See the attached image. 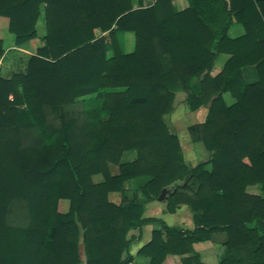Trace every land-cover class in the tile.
Instances as JSON below:
<instances>
[{"label": "trees", "instance_id": "obj_1", "mask_svg": "<svg viewBox=\"0 0 264 264\" xmlns=\"http://www.w3.org/2000/svg\"><path fill=\"white\" fill-rule=\"evenodd\" d=\"M139 3L0 0L15 37L8 50L0 38V264H131V231L147 224L159 225L138 251L147 264H204L194 244L216 233L217 264H264V0ZM40 21L42 45L18 49L39 37ZM221 53L231 57L213 76ZM177 91L191 110L208 107L188 127L210 153L195 166L165 120ZM128 151L135 158L124 161ZM176 181L163 201L170 213L186 205L193 230L144 216ZM14 206L24 225L11 223Z\"/></svg>", "mask_w": 264, "mask_h": 264}, {"label": "crops", "instance_id": "obj_2", "mask_svg": "<svg viewBox=\"0 0 264 264\" xmlns=\"http://www.w3.org/2000/svg\"><path fill=\"white\" fill-rule=\"evenodd\" d=\"M139 1L140 0H133L135 7L139 6L140 4ZM155 1L156 0H142L143 7L151 6L155 3ZM171 2L173 6L178 10H183L188 6V0H171ZM241 29L242 28H240V26L236 25L235 28L233 29V34L241 33ZM133 42H135L134 34L131 32L125 33L123 36V49L125 45L130 47L133 44ZM13 47H15V45H11L8 48H13ZM36 48L37 46L35 47L31 43H25L18 49H21L28 53H34ZM230 57L231 54L228 53L219 54L213 65V70L211 74L213 76L217 75L223 69L226 61ZM244 76L246 78H250L251 80L256 79V73L252 69L245 71ZM177 94L183 95L185 94V92L177 91ZM228 94L231 95V93L227 92L223 95V97L225 99V102L228 105H231L235 102V98L231 95L233 97V101H230L228 98ZM193 114H194L193 119L198 121L196 123L204 122L208 114V107L204 105L200 107L198 110L194 111ZM180 142H181L184 158L187 164L195 166L203 161L208 160L210 153L205 148V145L202 142H194L191 138L190 140L187 139H185V141L183 140V143L182 141ZM134 158L135 156H132L127 160H132ZM112 171L113 173H116L117 168H112ZM145 181H146L145 177L137 179L136 188L139 185L143 184ZM113 195L114 193L110 194V198L113 201L119 202L121 200L122 196L120 193H116L114 198ZM142 196L143 195L140 194V197ZM144 216L159 218L165 221L171 227L183 228L189 230H193L195 227L193 215L186 205H181L175 213H170L167 211L166 202L161 201L159 199L147 202L145 204ZM158 226L159 225L156 224H147L143 226L141 233L139 232V230L131 231V235L135 236V240L133 241L130 247V252L134 256V262L131 264L148 263L149 259L138 255V251L142 246L150 242V240L152 239L153 229ZM224 239H225L224 233H216L212 236L211 239H208L203 242L195 243L194 244L195 253L199 254L201 261L204 264H217L218 262L221 261L224 254V245H223ZM183 257L184 256H180V255H168L162 264H184L182 261Z\"/></svg>", "mask_w": 264, "mask_h": 264}, {"label": "rangeland", "instance_id": "obj_3", "mask_svg": "<svg viewBox=\"0 0 264 264\" xmlns=\"http://www.w3.org/2000/svg\"><path fill=\"white\" fill-rule=\"evenodd\" d=\"M38 31H39V37L28 42V43H31L35 47L37 46V48L42 45L41 37L44 35V32H45L42 21L38 23ZM0 38L3 40L4 47L7 50L10 49L8 48L9 46L15 45L14 34L9 30V19L4 16H0ZM134 48H135V42H133V44L130 47L125 45L124 51L126 52L133 51ZM110 53H112V51ZM228 98L230 101H233V97L230 94H228ZM193 112L194 111L191 110L190 108V104L187 100L186 94L180 95V94H177L176 92L175 100H174V111L168 116H166L165 120L167 124L169 125V127L173 131H176L182 143H183V140L184 141L185 139L190 140L191 138L190 133L188 131V127L198 122L195 119H193L194 117ZM125 154L126 155L123 156L124 161L136 155L134 151H128ZM102 179H103V176L101 174H97L94 176L95 181H101ZM115 194L116 193H114L113 198ZM68 208H69V201L61 200L59 203V210L62 212H66ZM10 221L13 224H23L24 225L26 222L25 210L23 208H19L18 206H14L12 214L10 216Z\"/></svg>", "mask_w": 264, "mask_h": 264}, {"label": "water", "instance_id": "obj_4", "mask_svg": "<svg viewBox=\"0 0 264 264\" xmlns=\"http://www.w3.org/2000/svg\"><path fill=\"white\" fill-rule=\"evenodd\" d=\"M181 185L180 181H176L173 184L169 185L168 187L164 188L162 191L161 196L159 197L160 200H166L169 195L173 194L177 187Z\"/></svg>", "mask_w": 264, "mask_h": 264}]
</instances>
